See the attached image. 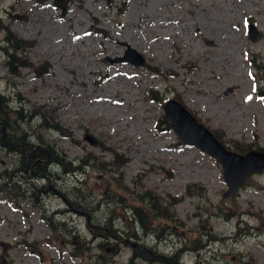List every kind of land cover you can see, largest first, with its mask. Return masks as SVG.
Returning a JSON list of instances; mask_svg holds the SVG:
<instances>
[{"label":"rangeland","instance_id":"1","mask_svg":"<svg viewBox=\"0 0 264 264\" xmlns=\"http://www.w3.org/2000/svg\"><path fill=\"white\" fill-rule=\"evenodd\" d=\"M7 31L32 42L18 75ZM126 45L144 66L111 61ZM0 96V264H129L131 243L183 247L180 264H264V170L223 197L220 164L183 144L162 108L176 99L229 149L264 150V0H74L64 17L52 0H0ZM21 135L82 174L20 171ZM149 199L172 218L148 225Z\"/></svg>","mask_w":264,"mask_h":264},{"label":"trees","instance_id":"2","mask_svg":"<svg viewBox=\"0 0 264 264\" xmlns=\"http://www.w3.org/2000/svg\"><path fill=\"white\" fill-rule=\"evenodd\" d=\"M73 1L74 0H52V2L54 3V7L60 11V14L62 17H64L67 14L68 7ZM7 32L9 34L7 42H10V45H11L9 48H5L7 57L9 59L8 68L12 74L18 75L20 68L29 66L30 62L26 60V58H24V55L27 52V50L32 46V42L23 41L20 38H18L16 35L10 33L9 31ZM47 69H48V66L44 68V73L47 71ZM148 91L150 95L152 96L151 99L153 101L159 98L155 90L149 89ZM1 98L3 99V97ZM13 114H18V112L15 111L13 112ZM5 116H7V112L5 113L1 121L2 128L4 126L7 127L8 122H9L8 117H5ZM18 118L22 119V117H19V116ZM166 122L167 124H170L169 119L167 118H166ZM1 132H2V135L0 136V142L3 141V143H5L6 141L4 142V139L6 136V132L5 131L3 132V130ZM63 134L67 136L69 135L68 133H63ZM214 135L220 140L219 136L216 133H214ZM17 141H19V143L16 142L15 145H12L14 147L11 146V149L16 150L22 154H24L26 151L30 153L29 155L26 156L27 161H25V165L20 169V171H24V172L28 171L32 173L33 176L36 175L37 178L39 177L45 178L48 181H49L50 175L47 171L51 170L50 168H52L53 166H61L63 173H67L70 175H76V172H79V174H82L83 172L81 170L82 167L73 166L72 161H70L68 156L64 153H62V157H61L60 156L61 153L59 151L51 150V151L45 152L46 150H44L43 148L36 147L35 144H31L28 141L27 143H23L24 141H26V136L24 135H21V137H19ZM5 144H7V142ZM250 147L251 146H248L245 150H243V149H240L238 146H235L234 151H237V152L247 151ZM44 159H47V161H45ZM124 163H125V159L120 161L117 165H123ZM83 165L88 166L89 159H87L86 162H83ZM40 171H43V173H41ZM39 173L41 174L38 175ZM42 190L45 191L46 189H42ZM146 199L147 198H145L144 196H140L139 198L140 202L146 201ZM149 201L153 202V205L149 203L150 208L148 209L150 212H153V215H151V218L146 217V222L148 223V225H151L150 222L152 218H156L160 216L163 218H167V219L172 218V215L170 213H167L162 210L160 212L159 211L160 206L155 204L152 199H149ZM131 210H132L131 217H132L133 222L140 224L141 228L146 227L147 223L144 220L145 219L144 215L140 214V209L137 206H132ZM48 224L52 228V230H56V225H54L51 220H49ZM143 234L147 235L149 233H143ZM94 235L97 236V232H95ZM209 236H212V235H209ZM127 237L138 238V235L137 233L133 232V233H128ZM130 246H131V257H130L129 264H134L135 260L138 258L149 260L150 262H160L162 264H180L179 256H180L181 251L185 249L182 247L178 249L176 252H174L172 255L167 256L160 252H156L155 249L153 250L152 248H147L141 243H131ZM83 247H85V243Z\"/></svg>","mask_w":264,"mask_h":264},{"label":"water","instance_id":"3","mask_svg":"<svg viewBox=\"0 0 264 264\" xmlns=\"http://www.w3.org/2000/svg\"><path fill=\"white\" fill-rule=\"evenodd\" d=\"M248 34L252 41H256L262 36V32L253 24L249 25ZM111 61L129 62L134 66L146 64L145 57L129 45H126L122 56ZM162 108L164 114L169 118L171 128L183 144L197 148L213 157L220 164L227 184L223 197H231L250 174L264 170V150L250 149L245 153H240L229 149L214 135L211 129L176 99L165 100ZM83 139L90 145L97 143L96 138L89 133L85 134Z\"/></svg>","mask_w":264,"mask_h":264}]
</instances>
